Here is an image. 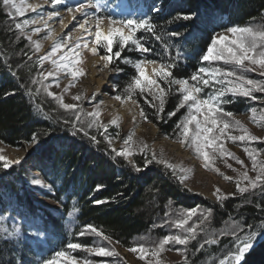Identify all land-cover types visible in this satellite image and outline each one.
Returning <instances> with one entry per match:
<instances>
[{
    "label": "trees",
    "instance_id": "trees-1",
    "mask_svg": "<svg viewBox=\"0 0 264 264\" xmlns=\"http://www.w3.org/2000/svg\"><path fill=\"white\" fill-rule=\"evenodd\" d=\"M141 4L149 10L154 28L153 32H138L137 38L151 51L141 53L129 46L120 60L113 59L117 95L125 94L124 88L135 75L134 68L122 62L124 58L133 62L142 58L175 61L173 77L195 83L190 77L198 68L208 66L201 57L213 35L232 26H264V0H141ZM154 8L158 11H152ZM203 13L216 18L198 26L196 17ZM108 14L99 13L102 17ZM188 14L194 15L184 19ZM13 23L0 0V142L12 148L38 144L41 165L35 169L48 186L41 194L58 204L59 210L54 215L29 199L26 187L37 188L29 182L30 173L23 163L5 169L0 161V264H43L56 251L78 257L79 252L67 248L69 243L92 247L97 239L95 234L80 235L86 225L127 250L142 237L151 246L172 234L170 223L160 227L165 220L181 218V213L192 208L209 213L205 230L198 229L196 239L186 247L184 260L171 264H219L232 243L231 235L220 236L219 231L233 221L259 230L264 221V186L211 201L189 192L168 169L153 162L145 167L151 158L134 155L129 165L124 157L114 155L109 142L119 135H114V128L108 127L103 133L89 129L88 135L72 131L74 114L58 109L33 83L41 68ZM158 82L167 88L163 81ZM208 91L205 89L201 96ZM180 97L173 85L159 118L156 108L145 102L152 100L148 93L141 96L137 92L133 98L146 122L177 139L176 123L185 115L184 108L176 111ZM227 99L231 102L222 105L225 111L240 115L249 109L244 98ZM173 111L176 114L169 117ZM107 132L108 137L104 136ZM137 166L140 171H136ZM211 238H217V244H204ZM242 264H264V239L246 254Z\"/></svg>",
    "mask_w": 264,
    "mask_h": 264
},
{
    "label": "snow or ice",
    "instance_id": "snow-or-ice-1",
    "mask_svg": "<svg viewBox=\"0 0 264 264\" xmlns=\"http://www.w3.org/2000/svg\"><path fill=\"white\" fill-rule=\"evenodd\" d=\"M3 5L6 8L14 9L16 16H24L25 7L23 0L18 4L16 0H2ZM61 0H52V5L55 7L60 4ZM31 7V6H30ZM103 5L101 0H87V2L77 3L73 7H68L69 13L75 10L76 12L82 13L84 16L83 22L78 24V29L87 37L84 39L83 45L77 42L74 48H69L67 51L64 49L67 46V37L63 41H58L54 44L51 50L44 56L39 57L38 64H42L45 60H51L52 64L56 66L57 71H66L71 75L73 79L78 78L82 75V70L76 66L77 61L69 53L75 52L78 56L79 52L75 51L81 46L87 48L88 40H91L93 45L90 49L92 54H97L100 49L104 50L103 55L100 59L104 61L105 67H107L115 57L117 60L121 59L122 51L129 46H134L135 50L141 53H148L151 50L137 38V33L140 31L153 32L154 25L151 23L150 17L147 15H141L139 17L133 16L131 18H116L111 14L107 17L99 15ZM88 8H94L95 12L89 14L86 10ZM33 12H36V8H32ZM152 11H158V9H152ZM57 11L48 13V19L51 20L53 17L58 16ZM194 14L184 15V19H191ZM75 16L73 20H75ZM107 20L108 30L105 32L102 29L104 20ZM44 22L47 26V22L44 21L43 16L33 19H24L22 23L17 22L15 29L23 30L30 24H36ZM94 21V32L91 31ZM67 27V26H65ZM225 34L213 35L211 42L208 44L206 51L201 57L202 62H208L207 67H200L194 72L190 80L195 83H190L189 79H176L173 77L172 69L176 66L175 61L171 63L158 62L156 60H145L139 59L133 62L131 58H124L122 62L130 64L135 71L130 79V82L124 88V95H116L114 98L121 102L125 100H133V97L137 92L143 96L148 93L152 97L151 101L145 100L151 107L156 108L157 117L164 112L165 102L169 92L172 90L173 85H178V91L181 94L179 103L176 106V111L181 108L187 107V112L181 117L176 123V132L178 142L182 146L190 147L196 156L201 159L202 166L206 169L212 168L213 171H217L213 167L214 161L219 155L221 158L228 157L241 164L243 167V161L236 157L232 152L228 151L225 147L226 141L240 142L242 145H248L243 147L244 153L247 155L251 162V171L255 172L254 178L248 175V171L245 170L239 173V178L236 181L237 191L241 194L248 192L250 189H256L264 186V160L259 157L264 154V150L251 147L253 143L264 142L255 135H252L249 130L244 127L240 121L232 119L233 113L225 111L222 107L223 104L230 103L231 101L227 97H245L252 100H257L258 97L254 93H264V79L257 80L252 79L246 73L255 72L259 70V75L264 77V26L254 27L249 26H232L228 27ZM34 33H40L41 28L36 27L33 29ZM51 32H49V36ZM172 36H178V33H170ZM26 38L32 42V36L27 35ZM159 39V37H157ZM34 43V50L38 52L40 50V43ZM118 50L113 51L114 48ZM59 55L58 59H52ZM179 54H177L178 58ZM215 62H222L224 65L231 66L230 68H223L220 66H213ZM151 68V74H148L147 67ZM117 71H122L117 69ZM54 73L49 71L47 77H54ZM158 81H163L167 88L162 87ZM35 83V81H33ZM205 89H210L204 96L201 93ZM47 95L54 97L60 106L65 110H75L77 105L75 104H64L62 98L55 96L52 92H48L47 88L44 89ZM29 94L30 90H29ZM74 99H80V97H74ZM158 101V104L156 103ZM176 111L169 112L168 116H174ZM257 109L250 108L249 119L260 126L264 123V108L259 109V116H257ZM77 119L81 117V113L77 112ZM93 118V122L88 126H99L96 124V118L100 116L99 111L94 110L87 114ZM140 115L145 117L143 110ZM113 125L117 124L116 120H112ZM75 126V125H74ZM81 131L83 129H80ZM105 131L107 128L105 127ZM238 132L239 134H233ZM88 135L87 132L84 133ZM95 140V137H91ZM132 137L129 136L125 141L124 145H129ZM110 142V139H109ZM147 146L145 145L144 148ZM117 156L125 157L126 159L133 155V151L130 148H125L120 151L112 149ZM143 151V149H141ZM153 159H156L153 156ZM0 161L3 162V167L6 169L10 166V163H18V161L9 162L4 156H0ZM151 160L145 161V167ZM158 163H164L165 167L172 170L173 174L176 175V167L170 163L162 160H158ZM231 167V165H228ZM140 167H136V171H140ZM181 171H183L181 169ZM233 171H236L233 169ZM177 178L183 182L187 177L185 175H179ZM226 180H230V177L225 176ZM246 182L245 186H241L242 183ZM33 183L40 185V180H33ZM99 187V186H98ZM219 190L217 189V193ZM216 194V193H214ZM217 195V199H223ZM99 203V202H97ZM198 209L192 208L180 214L181 218H177L174 221L165 220L160 225L163 227L164 224L170 223L172 227L178 230L177 234L165 235L154 242L151 246L145 243H138L135 246L130 247L128 250L133 253H137V258L145 261V264H160L159 260L156 259L161 252L165 250L167 245H181L185 248L190 241L195 240L198 235V229L204 231V220L207 216L201 214L203 219L193 222L189 225V221L194 216H197ZM169 214L166 212L165 216ZM241 224L233 221L232 226L228 230H221L220 236L231 235L232 243L227 250V254L223 255V258L219 260V264H242L248 254L256 244L257 239L264 235V221L258 226ZM85 230L94 233L97 237H101L103 240L110 241L111 238L105 235L103 232L97 230L91 225H86ZM80 235H84L81 232ZM144 238L142 237L141 240ZM217 238L206 239L204 244L215 245L217 244ZM204 244L200 245L203 248ZM69 249H86L90 254H94L97 257H111L116 253L113 249L103 246L89 247L87 245H81L79 243H69L67 245ZM177 252H181L182 249H175ZM199 251V249H197ZM43 264H79L76 257L68 255L65 251H56L51 259H47ZM83 264H92L90 260H84ZM105 264V262H100Z\"/></svg>",
    "mask_w": 264,
    "mask_h": 264
},
{
    "label": "rangeland",
    "instance_id": "rangeland-1",
    "mask_svg": "<svg viewBox=\"0 0 264 264\" xmlns=\"http://www.w3.org/2000/svg\"><path fill=\"white\" fill-rule=\"evenodd\" d=\"M20 2L21 0H16V3L19 4ZM80 2L86 3L87 0H61V3L55 7L52 5V0H23V5L26 9L24 16H16L14 9L6 8L4 5L3 10L14 22V25L17 22L22 23L24 19L38 18L41 15L43 16L44 21L47 22V26H45V23L42 21L36 24H30L22 31L18 30L19 34L25 40L26 45H29L32 49L30 50L32 52L31 57H33L37 63L39 57L46 55L56 42L63 41L65 37H67V39L70 38L69 43L73 40H75V42L70 45L67 43L64 51H67L69 48H74L77 42H80L81 45H83L84 39H87V37L77 26L79 23L83 22L84 16L82 13L76 12L75 10L71 13L67 11L68 7H73L74 9V6ZM101 2L102 5L105 3L103 0H101ZM33 7L37 9L36 12L32 11ZM86 10L89 14L95 12L94 8H88ZM52 11H57L59 15L49 20L48 13ZM101 12H103V10H101ZM68 15H71L70 19L72 21L67 19ZM74 16L76 18L75 20H73ZM92 23L93 27L91 31L94 32V21H92ZM251 25L254 27H261L258 23H253ZM36 27L41 28L40 33L33 32V29ZM102 29L105 32L108 30L106 19L102 24ZM49 32H51L50 36ZM222 33L230 35L226 33V31ZM27 35L32 36V42L26 38ZM71 37H74L75 39L71 40ZM33 42L40 43L41 47L38 52L34 50ZM92 46L91 40H88L87 48L81 46L79 49L75 50L79 52L78 56L75 55V52L69 53V55L73 56L75 61H77L76 66L82 70V75L76 79H73L66 71H57L56 66L52 64L51 60H45L42 64L37 63L41 69L34 78L36 88L43 93L48 100L54 102L58 109L74 114L76 122L74 125L76 127L72 126V131H81L80 129H83L82 131L88 132L87 130L91 129L95 130V132L99 131L103 133L105 127L114 128V130H116L114 135L117 133L119 135L110 141L111 150L115 149L116 151H120L125 148H130L133 151V155L129 156L127 159L124 157L129 165L131 164L130 162L134 155L140 156L142 159H145L146 157L151 158L153 163L160 165L165 170L168 169L165 167V164L158 163L157 161L162 160L170 163L176 167V175L173 174L172 170L168 169L173 176L177 178L179 175H185L187 177L183 182L177 178L185 189L192 194H197L211 201L218 202L217 195L225 198L234 194H239L240 192L237 191L236 184V181L239 178V173L247 170L250 177H255L256 173L251 171V162L243 151V147L248 145H242L240 142H225L226 149L243 161V167L231 158H221L217 155L213 167L218 169V172L213 171L212 168L206 169L202 166L201 159L196 156L190 147L182 146L178 142V139H172L165 136L153 123L146 122V120L140 115L141 111L134 98L133 100L135 103L132 100H125L123 102L116 100L114 98L117 95L116 85L114 83L116 72L111 67L113 62L105 67L104 61L100 59V56L102 55L100 53L104 52V50L100 49L97 54H92L90 51ZM61 54L63 53H58L57 56L52 59H58ZM113 59H115V57ZM213 66H220L223 68L231 67L229 65H224L222 62H215ZM152 67L153 66L147 67L149 75L151 74ZM49 71H52L55 74L54 77H47ZM258 73L259 70L248 72L246 75L252 79H264V77H261ZM175 86L178 89L179 86ZM45 88L55 96L61 97L62 103L75 104L77 105V108L75 110L63 109L60 106V102L54 99V97L47 95V92L44 91ZM254 95L258 97L257 100L245 97L241 98L247 100L246 104L249 106V109L253 107L256 108L258 110L257 116H259V109L264 108V93H254ZM77 96L80 97V99H74V97ZM184 109V112L186 113L187 107H184ZM249 109L244 114L233 115L232 119L240 121L252 135L257 136L261 141H264V123L260 126L253 123L249 119ZM94 110L99 111L100 113V116L96 118V124L99 126L89 127L88 125L93 122V118L89 117L87 114ZM77 112L82 114L79 120L77 119ZM112 120H116L117 124L113 125L111 123ZM233 134L239 133L234 132ZM104 136L108 137V132ZM129 136L132 137V140L130 144L126 146L124 145V141ZM145 145L147 146L146 148H144ZM251 147L264 150V142L253 143ZM141 149H143V151H141ZM38 153H40V147L35 142L24 144L18 148H12L0 142V156H4L9 162L18 161V163H23L30 173L29 182L35 186L38 191L40 190V192H38L37 190L26 187L29 199L40 209L47 210L55 215L59 210V206L54 201L41 194L48 190V186L44 183L35 169L36 166L41 165L40 156H37ZM114 155H116L115 152ZM153 156H155L156 159H153ZM259 159L264 160V154H262ZM31 160L32 163H30ZM228 165H231V167H228ZM181 169L183 171H181ZM233 169L236 171H233ZM225 176L230 177L231 179L226 180L224 178ZM37 179L41 181L40 185L33 183V180ZM245 184L246 182L242 183L241 186H245ZM217 189L219 190L218 193ZM251 190L253 189H250L249 191ZM201 214H204L207 217L209 215L205 210H198L197 216H194L192 220L189 221V225L203 219ZM206 220L207 219L204 220V224H206ZM231 226L232 222L229 223L227 227L222 228V230H228ZM170 229L172 234H177V229L174 227ZM83 232L84 235L94 234L86 230ZM138 243L145 242L141 239H137L133 246ZM94 246L108 247L113 249L116 254L111 257H97L94 254H90L84 248L76 250L72 249V251L79 252L78 257H76L79 264H83L84 260H90L92 261V264H100L102 261L105 262V264H145V261L137 258V253L130 252L113 242L103 240L101 237L95 239L92 247ZM177 248L182 249V251L177 252L175 250ZM186 252L184 246L167 245L165 250L161 252L156 259L159 260L160 264H171L183 261Z\"/></svg>",
    "mask_w": 264,
    "mask_h": 264
},
{
    "label": "bare ground",
    "instance_id": "bare-ground-1",
    "mask_svg": "<svg viewBox=\"0 0 264 264\" xmlns=\"http://www.w3.org/2000/svg\"><path fill=\"white\" fill-rule=\"evenodd\" d=\"M141 1V0H140ZM70 16L71 15H68L67 16V19L69 20V21H72L71 19H70ZM79 16H80V14H79ZM78 16V17H79ZM195 17V16H194ZM215 18L216 17H214V15H210V13H203V14H201V15H197V17H196V19H197V23H198V26L199 25H204L205 24V22L207 21V20H209V21H211V22H213L214 20H215ZM53 19V18H52ZM67 20V21H68ZM72 39H75L74 37H71V40ZM68 40V45H70V44H73L74 42H75V40H73V41H71L70 43H69V40H70V38H68L67 39ZM40 154L38 153L37 154V156H39ZM30 162V161H29ZM30 163H32V160H31V162Z\"/></svg>",
    "mask_w": 264,
    "mask_h": 264
},
{
    "label": "water",
    "instance_id": "water-1",
    "mask_svg": "<svg viewBox=\"0 0 264 264\" xmlns=\"http://www.w3.org/2000/svg\"><path fill=\"white\" fill-rule=\"evenodd\" d=\"M264 239V235H262L257 241H256V244H255V247ZM254 247V248H255Z\"/></svg>",
    "mask_w": 264,
    "mask_h": 264
}]
</instances>
